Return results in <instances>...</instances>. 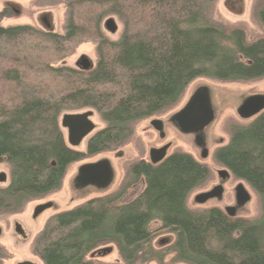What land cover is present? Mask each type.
<instances>
[{"label":"trees","instance_id":"obj_1","mask_svg":"<svg viewBox=\"0 0 264 264\" xmlns=\"http://www.w3.org/2000/svg\"><path fill=\"white\" fill-rule=\"evenodd\" d=\"M218 1L65 0L63 33L3 26L12 13L0 11V161L10 165L0 215L59 190L71 164L126 145L137 123L176 105L195 79L263 78L264 0L254 5L262 32L253 37L245 24L215 17ZM109 16L123 25L118 39L104 31ZM89 40L97 42L95 65L61 63ZM82 109L105 123L86 151L67 144L59 123L63 113ZM214 156L264 201V112L234 125ZM210 174L208 164L180 151L159 163L132 161L116 190L50 217L33 252L44 264H110L88 256L114 244L125 264H264V209L255 219L188 207ZM154 221L161 223L156 230ZM163 232L174 239L157 247ZM7 256L0 244V264Z\"/></svg>","mask_w":264,"mask_h":264},{"label":"rangeland","instance_id":"obj_2","mask_svg":"<svg viewBox=\"0 0 264 264\" xmlns=\"http://www.w3.org/2000/svg\"><path fill=\"white\" fill-rule=\"evenodd\" d=\"M65 0H0V11L9 8L11 17L4 18L3 26L31 24L44 30L63 33L66 19ZM257 0H219L214 12L215 17L234 23L246 25L251 37L262 32L254 18V5ZM113 18L117 31L110 32L106 21ZM123 25L117 16H109L104 21V31L111 39H118ZM97 42L80 43L75 52L61 63L75 68L84 58L97 62ZM58 63V64H61ZM204 91L211 111L212 120L205 126L190 131L183 130L176 122V114L182 111L196 93ZM264 99V77L247 82H223L200 77L195 79L185 90L176 105L166 112L147 118L135 126V134L130 141L114 151H107L71 164L66 172L62 186L39 199L29 201L21 210L0 215V244L5 247L8 256L2 264H44L33 252L34 241L44 228L47 220L53 215L70 210L86 201L107 195L116 190L126 174V168L132 161L144 159L152 161L151 151L168 146L166 157L176 151L191 154L199 162L208 164L211 170L209 179L191 192L187 205L193 211H202L213 206L222 208L231 215L260 219L264 209L263 199L244 180L234 177L232 172L220 166L215 160V151L227 145L234 125H246L254 121L264 106L246 116L244 108L251 99ZM66 115L89 118L94 129L86 135L80 144L72 145L69 141L68 128L63 125ZM154 117V116H152ZM160 123V127L155 125ZM61 130L67 144L77 150L86 151L87 142L97 131L104 128L99 113L94 109L67 111L59 119ZM105 162L110 175L105 183L88 182L82 169L89 164ZM10 180V165L0 161V186H6ZM143 188V183L134 187L129 199L135 197ZM199 198H204L202 201ZM46 206L40 213L37 210ZM161 226L159 221L151 224L152 230ZM160 234V233H159ZM174 235L163 232L155 239V246L160 247L172 242ZM89 259L110 264H125L114 244L101 246L88 256ZM147 264H159L154 260ZM183 264V263H175Z\"/></svg>","mask_w":264,"mask_h":264},{"label":"water","instance_id":"obj_3","mask_svg":"<svg viewBox=\"0 0 264 264\" xmlns=\"http://www.w3.org/2000/svg\"><path fill=\"white\" fill-rule=\"evenodd\" d=\"M106 27L110 32L117 31V24L115 19L109 18L106 21ZM84 69H90L92 67L91 61L84 58L81 63ZM264 106V99L262 97H256L247 102L244 113L246 116L253 114L260 110ZM213 118V113L209 106L207 96L204 91H199L194 95L189 104L176 114L175 120L177 124L185 131L201 128L207 125ZM63 125L69 128V141L72 145H78L83 138L88 135L93 129V122L87 117H79L74 115H66L63 118ZM155 125L160 127V123L155 121ZM168 146L161 148H155L151 151L152 163H159L165 159ZM85 179L88 182L95 181L99 183H105L109 178L110 171L105 162L97 164H89L82 169ZM201 201L204 198H199ZM40 207L37 210V214L44 208ZM20 264H32L30 262H22Z\"/></svg>","mask_w":264,"mask_h":264},{"label":"flooded vegetation","instance_id":"obj_4","mask_svg":"<svg viewBox=\"0 0 264 264\" xmlns=\"http://www.w3.org/2000/svg\"><path fill=\"white\" fill-rule=\"evenodd\" d=\"M152 119L151 120H153L154 118L156 119L157 117L156 116H154V117H151ZM64 127H66V128H68L67 126H64ZM68 131H69V128H68ZM88 143V142H87ZM170 156V155H169ZM168 157V156H167ZM167 157H165V158H167ZM144 160V159H143ZM151 163H152V161H150Z\"/></svg>","mask_w":264,"mask_h":264}]
</instances>
